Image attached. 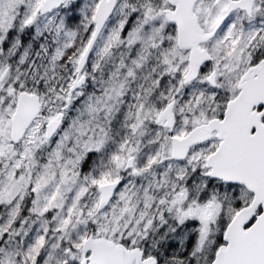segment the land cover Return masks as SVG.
Instances as JSON below:
<instances>
[{
	"label": "snow or ice",
	"instance_id": "1",
	"mask_svg": "<svg viewBox=\"0 0 264 264\" xmlns=\"http://www.w3.org/2000/svg\"><path fill=\"white\" fill-rule=\"evenodd\" d=\"M0 264H264V0H0Z\"/></svg>",
	"mask_w": 264,
	"mask_h": 264
}]
</instances>
